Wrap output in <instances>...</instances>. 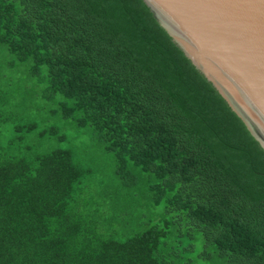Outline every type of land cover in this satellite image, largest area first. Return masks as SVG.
<instances>
[{"label": "trees", "instance_id": "obj_1", "mask_svg": "<svg viewBox=\"0 0 264 264\" xmlns=\"http://www.w3.org/2000/svg\"><path fill=\"white\" fill-rule=\"evenodd\" d=\"M0 264H264V147L145 0H0Z\"/></svg>", "mask_w": 264, "mask_h": 264}, {"label": "water", "instance_id": "obj_2", "mask_svg": "<svg viewBox=\"0 0 264 264\" xmlns=\"http://www.w3.org/2000/svg\"><path fill=\"white\" fill-rule=\"evenodd\" d=\"M264 147V0H145Z\"/></svg>", "mask_w": 264, "mask_h": 264}, {"label": "rangeland", "instance_id": "obj_3", "mask_svg": "<svg viewBox=\"0 0 264 264\" xmlns=\"http://www.w3.org/2000/svg\"><path fill=\"white\" fill-rule=\"evenodd\" d=\"M67 132L74 137V131L69 130ZM71 141L73 142L71 146L77 150V156L92 169L91 186L99 190H105L107 193H115L116 189L114 187L117 184V179L114 174V165L111 157L99 148H96V145H93L92 141L87 137H80L78 139H72ZM60 145L69 146L70 143L66 142ZM143 197L142 195H138V198H129L125 201L128 216L132 223L137 221V219L141 222L145 220L155 221L162 216V210L157 209L152 202L150 203L149 200ZM106 198H103V200L107 201ZM124 198L125 196H121L119 203H121Z\"/></svg>", "mask_w": 264, "mask_h": 264}]
</instances>
